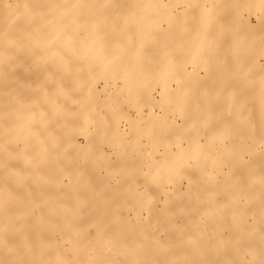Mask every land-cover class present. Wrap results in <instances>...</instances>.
<instances>
[{"label":"bare ground","instance_id":"bare-ground-1","mask_svg":"<svg viewBox=\"0 0 264 264\" xmlns=\"http://www.w3.org/2000/svg\"><path fill=\"white\" fill-rule=\"evenodd\" d=\"M160 1L0 0V264H264V192L258 188L264 173L257 172L264 169V137L256 120L245 121L253 125L255 142L238 145L251 131L235 125L242 110L254 119L264 115V90L253 88L251 100L237 90L264 85V53L247 33H254L261 20L247 17L246 30L236 36L223 16L217 27L199 32L192 27L178 54L167 51L165 64L154 67L155 75L146 79L152 86L139 89L143 76L129 80L130 66L117 62L163 49L162 40L150 39L170 15L168 8L157 7ZM263 3L255 0L257 6ZM214 16L219 14L208 11L204 20ZM180 37L175 35V44ZM94 68L103 77L128 73L125 86L133 83L139 90L135 100L150 106L138 119L127 114L106 124L109 135L128 142L134 121H141L137 135L180 150L172 163L158 149L146 154L143 166L153 174L150 179L179 174L190 162H184L186 154L200 166L201 177L140 189L129 169L121 170V179L114 170L101 180L99 172L88 179L96 184L90 187L94 192L76 190L65 200H52L53 186L80 182L87 168L80 166L79 150H95L93 137L83 142L51 128L49 122L71 114L68 105H57L55 95L66 93L71 80L83 83V71ZM105 81L95 85L97 92L118 85ZM168 103L172 123L159 124L168 117ZM50 109L56 110L54 116H48ZM191 111L194 116L181 123L179 118ZM207 169H217L221 177ZM123 177L146 198L125 206H145L112 216L118 202L104 208L95 191L105 189L103 184L120 185ZM210 181L223 183L221 202L212 201ZM225 227L229 233H223Z\"/></svg>","mask_w":264,"mask_h":264},{"label":"rangeland","instance_id":"rangeland-1","mask_svg":"<svg viewBox=\"0 0 264 264\" xmlns=\"http://www.w3.org/2000/svg\"><path fill=\"white\" fill-rule=\"evenodd\" d=\"M157 4V7H159L161 11L162 9L168 8L170 13V15H168V20L162 22L164 26L163 29L156 28V31L152 32V35H150V39L152 40H162V50L159 49L158 46V48H153L155 50H152L154 53H157L155 56L149 54L134 55L129 60L124 59L123 61H118L117 65L121 64L122 66V64L124 63V66L125 64L130 66V70L128 72L129 74L131 72L132 73L130 75L127 73L128 76L127 74H123L122 76L120 75V73H118V71H115L116 73L113 72V75L111 74L108 77H103L101 70L95 68L91 70H84L82 73L84 77L83 83L71 80L69 84L70 89H68L66 93L62 94L61 92H58V94L55 95L58 97L57 105H68V109H70L71 114L66 120L62 122H49L51 128L58 133H61L62 131L70 132V136H76L80 141L83 142L86 141V137H93L95 141H93L92 144L94 145L93 148L95 150L93 152L91 150H79L77 154L83 161V163H80V166H82L83 168H87L84 169L85 171L82 174V177H80V182L74 184L71 187H63L59 189H55L53 186V192L51 193L53 195L52 200H65L68 198V194L70 195L71 192H74L76 190H81L83 192L84 190L89 189L94 192V189H91L90 187L93 188V185L96 184L89 183L88 179H90L91 176H95L99 172L101 180L108 176V172L114 170L117 172L115 175L121 179V170L129 169L128 172L132 171L130 173V179L139 181L138 188L140 189H157L162 183H170L173 179L187 180V178L191 175H195V178H198V176L200 175V169H198L200 168V166H197V164L194 163L195 160L188 157V155L186 154L183 158L184 162L190 161L192 162V164L189 162V164L186 166L182 165L181 172L179 174H176L175 176L170 177V179L167 180L164 177H161L158 180L150 179V177L152 178L153 174L149 171L147 172V168L144 169L143 166V163L146 160V154L150 152L153 153L158 149L160 150L159 154H165V160L172 163L176 159V156L180 151L177 145L173 144L170 146L166 143L155 141V137H141V135H137L136 128L138 127V123H141V121L138 120V123L134 121L135 133L130 137V140L128 142L122 143L118 138L109 135L110 130L105 128L106 124L113 120H124V116L127 114L135 117L136 119L140 118L142 114H148V112L150 111V106L147 104V102H145V100H135V97L137 96L139 90L135 89L133 83L130 84V86L132 85L133 88H131L129 84L125 86L124 79L128 78L130 80L131 78L134 79L136 77L143 76L141 78H143L144 80V85H138V87H140L139 89H141V87L146 88L148 86L150 88L152 85H150V82L148 85L146 79L149 76L155 75L154 67L156 65H163V63L165 64V54L168 53L167 51H171L172 56L173 54H178L179 49L187 43V41H185V39L182 40V38H186L189 30H192V27L200 29L198 30V32L205 27H217L218 23L216 20L218 19V17L223 16L225 23L233 29L236 36L237 31L246 30L247 24L245 19L247 17H250L255 23H258L259 17L261 20L260 27L252 34L251 32L247 33H250V36L252 35L253 37H255L254 45L261 46V51L264 53V3L262 6H257L255 4V0H214L213 2L209 0H163L157 2ZM211 4L213 6H211ZM99 5H101V3H99ZM171 10L175 11V13H177L178 15H173V13L171 14ZM208 11L219 14V16H214L213 21H205L204 16L208 14ZM176 34L177 36H181L179 38L180 40L177 41V44H175L174 38ZM194 36L195 35L193 34L191 35V37ZM234 47L235 46L231 44L230 48L233 49ZM185 55L186 58L189 56L187 54ZM184 58L185 56H181V59H179L183 60ZM260 58L264 59V55H262ZM121 68L122 67H120L119 70ZM124 76L126 78H123ZM105 80H108L109 82L116 81L118 85L115 86L112 83L107 91L97 92V90H95V85L100 84L102 86V84L106 82ZM155 82H158V80L153 81V84H156ZM122 84L124 87L121 86ZM188 88L190 89L191 86H188ZM238 88L237 90H239L240 93L246 95L247 98H245L244 100H251L252 97L248 96L251 90L255 88L257 91H263L264 85H261L260 87L242 85V87ZM169 104L170 103H168L164 107V109L166 110L165 112L168 113V117L159 121V124L172 123V120L170 118V116L172 115V110L170 109ZM158 109L161 110L162 108ZM244 111L245 110H242L241 114L242 120L235 122V125L237 127L239 126L240 128H246L248 131H251V134L249 137L245 136L242 142H237L238 145L252 143V141H254L253 138L256 137V133L252 134L253 125H245V121L249 122L250 120H256L258 122V126L260 127V131L258 134L264 137V115H258V118L254 119L249 112ZM55 113L56 110H48V116H54ZM193 116L194 114L192 111L191 113L186 112L184 117L179 118V121L183 123ZM172 132L173 131H169L167 134L170 136L174 135ZM66 137L68 136L63 137V143L66 142ZM228 142L229 144L231 143V141ZM168 146H170V149H168ZM124 147L127 148V151L124 150ZM66 149L68 151L69 148ZM100 151L102 153H105L106 155L94 157L93 154L99 153ZM87 155H90L91 157H87ZM128 164H134L133 169H131ZM226 168L229 171V168ZM207 170L209 171L210 175L211 171L214 172L213 174L220 175L217 169ZM239 170L243 171V169ZM257 172L264 173V169H257ZM63 179L64 181H68L67 176ZM87 180L88 183H85ZM229 181L230 180H228V182ZM121 182L122 183L120 185L115 184V187H111L113 185L103 184V186L105 185V189L101 188V190H99L97 193L95 191L94 199L97 201H101L104 208H106V206L112 208L115 205V202H118V204L114 206L117 212H111L110 215L112 216H127L129 213L131 214L134 211V207L145 206L135 205L131 208H129V206L126 207L125 205L128 202H141L145 201L146 198H143V196L141 195L142 192L134 190L135 187H128L125 184V178ZM224 185L226 184L224 183ZM258 185V188L261 190V192H264V178ZM209 186V192L212 197V201L221 202L224 197V193L220 192V188L223 187V183L221 181H219V183H212V181H210ZM232 187L233 185L230 186V188ZM57 194L58 196H54ZM101 194H104L107 197H101ZM122 200H126V202L120 203V201ZM247 202L248 200L243 201L244 204H247ZM261 206H264V197ZM261 216H263L264 218V214H262ZM226 218L228 219L231 217L230 215H226ZM261 225L263 226L264 223ZM229 231L230 230L227 227L223 229V233H229Z\"/></svg>","mask_w":264,"mask_h":264}]
</instances>
